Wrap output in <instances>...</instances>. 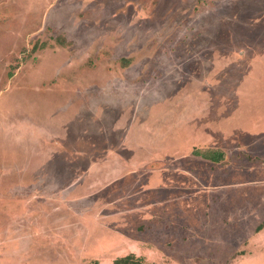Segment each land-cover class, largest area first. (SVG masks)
<instances>
[{
  "label": "rangeland",
  "instance_id": "rangeland-1",
  "mask_svg": "<svg viewBox=\"0 0 264 264\" xmlns=\"http://www.w3.org/2000/svg\"><path fill=\"white\" fill-rule=\"evenodd\" d=\"M128 254L264 264V0H0V264Z\"/></svg>",
  "mask_w": 264,
  "mask_h": 264
},
{
  "label": "trees",
  "instance_id": "trees-1",
  "mask_svg": "<svg viewBox=\"0 0 264 264\" xmlns=\"http://www.w3.org/2000/svg\"><path fill=\"white\" fill-rule=\"evenodd\" d=\"M35 49V47H34ZM192 154L196 157H201L204 160L213 162V163H221L226 158V153L218 149L214 146H208V147H196L192 150ZM258 231H261L263 229V226H258L256 228ZM148 264L146 262L141 261L139 258L134 257L132 254H128L127 256L123 258H119L113 261L112 264Z\"/></svg>",
  "mask_w": 264,
  "mask_h": 264
},
{
  "label": "crops",
  "instance_id": "crops-1",
  "mask_svg": "<svg viewBox=\"0 0 264 264\" xmlns=\"http://www.w3.org/2000/svg\"><path fill=\"white\" fill-rule=\"evenodd\" d=\"M55 144H57V145H59V143H57V142H55ZM60 146V145H59ZM162 174H163V172H162ZM161 174V175H162ZM161 175H155V173L154 172H151L150 173V175H149V178H148V180H147V185H145V186H143V187H148V186H160V187H162L161 189H168L171 185H169V184H167V183H164V182H162L161 180H160V183L162 184V185H160V184H157L156 182H157V180H159V178L161 179ZM165 182H169L167 179H165L164 180ZM187 188H189V186H187ZM194 194H192V193H188L189 195H190V198H192L191 196H195L196 194H195V192H193ZM189 202V201H188ZM149 207L150 206H148L147 208H144V209H142L141 210V212H142V214H141V220H157V217H156V215H154V214H152V213H150V212H148L149 211Z\"/></svg>",
  "mask_w": 264,
  "mask_h": 264
}]
</instances>
